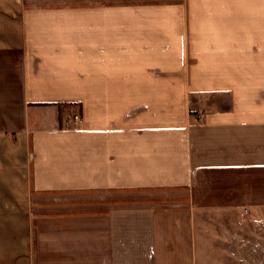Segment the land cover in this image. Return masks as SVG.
Segmentation results:
<instances>
[{"label":"crops","instance_id":"obj_1","mask_svg":"<svg viewBox=\"0 0 264 264\" xmlns=\"http://www.w3.org/2000/svg\"><path fill=\"white\" fill-rule=\"evenodd\" d=\"M257 244L264 0H0V264Z\"/></svg>","mask_w":264,"mask_h":264},{"label":"rangeland","instance_id":"obj_2","mask_svg":"<svg viewBox=\"0 0 264 264\" xmlns=\"http://www.w3.org/2000/svg\"><path fill=\"white\" fill-rule=\"evenodd\" d=\"M69 109H70V107H69ZM68 111H72V110L70 109ZM66 114H67V112H66ZM65 118H66V115H65ZM254 248H255V251H257V252H256V254L254 252L252 257L232 258V259H217V260H203V261H199V264H264V256L259 254L260 248L262 250L263 246L260 247L259 244H257V246L254 245ZM258 248H259V250H258Z\"/></svg>","mask_w":264,"mask_h":264},{"label":"built area","instance_id":"obj_3","mask_svg":"<svg viewBox=\"0 0 264 264\" xmlns=\"http://www.w3.org/2000/svg\"><path fill=\"white\" fill-rule=\"evenodd\" d=\"M66 120H71L78 124L81 121V115L73 111H67Z\"/></svg>","mask_w":264,"mask_h":264}]
</instances>
